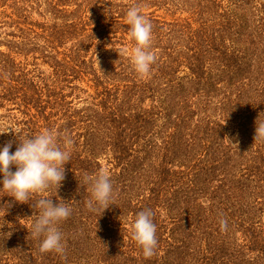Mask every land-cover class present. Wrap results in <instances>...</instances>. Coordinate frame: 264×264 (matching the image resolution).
Segmentation results:
<instances>
[{"label":"trees","instance_id":"1","mask_svg":"<svg viewBox=\"0 0 264 264\" xmlns=\"http://www.w3.org/2000/svg\"><path fill=\"white\" fill-rule=\"evenodd\" d=\"M134 5L153 25L143 77ZM0 29V146L72 140L58 189L26 203L0 190V264H264V0H0ZM100 171L113 194L89 207ZM41 198L71 207L62 254L31 235ZM149 210L145 258L131 224Z\"/></svg>","mask_w":264,"mask_h":264},{"label":"clouds","instance_id":"2","mask_svg":"<svg viewBox=\"0 0 264 264\" xmlns=\"http://www.w3.org/2000/svg\"><path fill=\"white\" fill-rule=\"evenodd\" d=\"M125 20L129 25L128 36L135 42L130 50L132 66L138 75L147 76L155 61L154 53L149 50L153 25L136 5L128 8ZM257 121L258 118L255 120L254 140L264 139V121ZM71 144L72 140L65 137L61 147L57 134L44 129L19 140L15 151L10 152L11 142L0 146V190L9 193L14 202L26 203L33 194L43 193L50 186L55 185L58 189L64 179V165L70 160ZM12 166H15L14 171ZM91 194L89 207L93 206V202L100 206L108 205L113 188L104 171L92 178ZM60 201L54 204L52 199L41 198L34 204L40 211L31 225V235L42 237L39 245L41 252H64L62 233L57 225L70 215L71 207L68 202ZM220 224L221 228L226 227L224 220ZM155 233L151 211L139 212L131 224V238L140 246L145 258L155 253Z\"/></svg>","mask_w":264,"mask_h":264},{"label":"rangeland","instance_id":"3","mask_svg":"<svg viewBox=\"0 0 264 264\" xmlns=\"http://www.w3.org/2000/svg\"><path fill=\"white\" fill-rule=\"evenodd\" d=\"M43 7H44V6H43ZM43 7H42V8H43ZM159 14H160V13H159ZM47 17H49V16H47ZM34 20H35V21H38V22H41V21H43V18H42V16L36 15V16L34 17ZM8 39H10V36L6 35L5 31L0 29V48H1L2 50L5 49V47L2 45V42L6 41V40H8ZM40 68L45 69V70L48 69V67H47L46 65L41 66ZM4 114H5V111L0 110V115H4ZM1 121H2V120H1V118H0V123H1ZM0 125H1V124H0ZM8 129H11V127L8 126V127H6V128H3L4 131H7Z\"/></svg>","mask_w":264,"mask_h":264}]
</instances>
